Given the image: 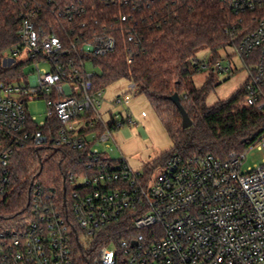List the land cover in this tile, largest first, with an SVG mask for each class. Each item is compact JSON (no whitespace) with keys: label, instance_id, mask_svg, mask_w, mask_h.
Returning <instances> with one entry per match:
<instances>
[{"label":"built area","instance_id":"obj_1","mask_svg":"<svg viewBox=\"0 0 264 264\" xmlns=\"http://www.w3.org/2000/svg\"><path fill=\"white\" fill-rule=\"evenodd\" d=\"M218 1L243 26L229 31L231 53L194 63L199 71L231 73L235 58L241 60L249 72L247 104L264 111V0ZM21 3L18 42L5 61L21 64L24 73L20 81L0 80V202L11 194L18 150L72 154L88 172L71 173L69 188L61 190L32 178L28 221L24 227H0V264H79L77 246L116 226L128 238L115 243L110 233L94 263L116 264L122 256L128 264H264V157L245 171V150L225 158L176 153L160 168L139 170L99 147L132 116L119 122L111 113L106 121L100 112L104 91L94 90V72L86 63L113 51L117 40L106 27H94L100 19L87 17L88 10L140 9L150 0ZM30 64L35 68L26 72ZM40 99L47 117L39 122L26 102ZM115 102L128 104L130 97L117 96ZM252 141L250 147L258 144L264 151V133Z\"/></svg>","mask_w":264,"mask_h":264},{"label":"trees","instance_id":"obj_2","mask_svg":"<svg viewBox=\"0 0 264 264\" xmlns=\"http://www.w3.org/2000/svg\"><path fill=\"white\" fill-rule=\"evenodd\" d=\"M22 6L21 0H0L1 81L11 82L24 73L21 64H3L7 51L18 42ZM88 11L87 17L100 19L94 27H106L117 40L113 51L87 60L86 64L93 62L98 68L93 76L94 90L104 91L116 80L128 78L136 93L148 96L174 137L173 150L158 158L154 168L163 166L176 153H212L225 158L232 151H242L248 144L246 138L253 137L252 142H256L264 133V111L247 104L244 87L209 105L207 99L217 85L215 77L210 72L204 84L195 81L199 70L194 59L201 58L199 53L206 52L203 58L213 62L222 58L221 53H227L232 45L230 29L243 26L233 10L218 0H150V5L140 9L104 5ZM124 14H130L129 20L121 19ZM175 93L180 94L193 120L189 128L183 127L181 112L170 100ZM76 171L88 172L76 165L72 154L32 147L18 150L11 194L0 202V227H24L29 219V190L34 176H42L40 183L46 189L61 190L65 185L69 188V176ZM110 233L115 243L128 238L121 226L102 232L86 247L77 246L79 264H99L94 259L110 241ZM116 264L128 262L121 256Z\"/></svg>","mask_w":264,"mask_h":264},{"label":"rangeland","instance_id":"obj_3","mask_svg":"<svg viewBox=\"0 0 264 264\" xmlns=\"http://www.w3.org/2000/svg\"><path fill=\"white\" fill-rule=\"evenodd\" d=\"M231 52L232 49L229 48L227 53ZM205 55L206 52L202 51L198 56L203 58ZM226 55V52L221 53L222 58ZM23 58L24 55L20 57V60ZM3 64L8 67L12 63L11 60H6ZM235 64L231 73L206 70L199 71L195 75V81L198 85L204 84L210 72L215 77L217 85L209 94L207 99L209 105L229 98L239 88L245 86L248 81L249 72L238 58H235ZM87 66L93 72L98 71L93 62H88ZM34 68L35 65L30 64L27 66L26 72ZM16 81H20V79H15ZM126 95L130 97L128 104L123 105L115 102L117 96ZM103 98L100 112L106 121H110L111 113H113L119 122L126 119L129 115L132 116V121L125 122L124 125L113 131V140L102 143L99 146L105 155L115 160L125 158L134 169L147 170L149 168L157 169L162 167L157 165L154 168L156 160L172 151L175 141L148 96L136 93L131 87L129 79L122 77L104 90ZM26 107L28 108V113L35 115L39 122L47 117V104L45 100L27 101ZM242 149L247 151V158L243 165L245 171L254 168L255 165L262 164L264 151L259 148L258 144L251 147L245 144ZM41 179L42 176L38 178V182ZM83 241L86 243V239L83 238Z\"/></svg>","mask_w":264,"mask_h":264},{"label":"water","instance_id":"obj_4","mask_svg":"<svg viewBox=\"0 0 264 264\" xmlns=\"http://www.w3.org/2000/svg\"><path fill=\"white\" fill-rule=\"evenodd\" d=\"M170 100H172L176 104V106L178 107V109L181 112L183 127L184 128L191 127L193 125V120L191 119V117H190L188 111L186 110L185 106L182 104L180 94L175 93L174 95L170 96ZM252 140H253V137H248L244 140V142L252 141Z\"/></svg>","mask_w":264,"mask_h":264}]
</instances>
